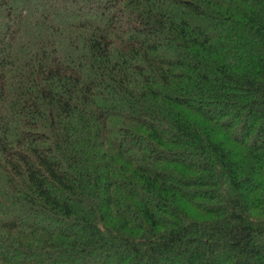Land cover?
Listing matches in <instances>:
<instances>
[{"label": "trees", "instance_id": "obj_1", "mask_svg": "<svg viewBox=\"0 0 264 264\" xmlns=\"http://www.w3.org/2000/svg\"><path fill=\"white\" fill-rule=\"evenodd\" d=\"M0 264H264V0H0Z\"/></svg>", "mask_w": 264, "mask_h": 264}]
</instances>
